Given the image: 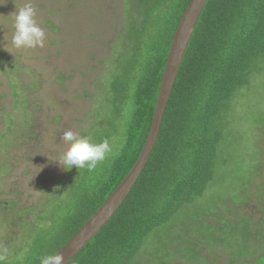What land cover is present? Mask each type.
I'll return each instance as SVG.
<instances>
[{"label": "trees", "instance_id": "obj_1", "mask_svg": "<svg viewBox=\"0 0 264 264\" xmlns=\"http://www.w3.org/2000/svg\"><path fill=\"white\" fill-rule=\"evenodd\" d=\"M123 1L122 29L125 28L126 35L108 60L107 74L98 82L100 94L97 96L99 107L107 100L112 104L121 124L116 127L125 133L117 142V154L101 165L102 171L97 175L82 177L65 210L54 214L53 221H46L44 217L48 215V205L58 199L56 195L55 200L35 211L39 219L14 220L15 230L11 235L15 246L10 245L9 252L17 255L16 248L29 245V249L13 264H41L42 257L58 254L123 182L142 153L172 41L191 0ZM262 57L264 0H209L141 177L114 217L69 264H140L137 263L142 261L139 256L149 247L146 238L165 226L185 204L197 202L216 178L218 165L228 163L229 155L224 150L229 142L223 138L227 115L235 100L251 89L253 76L258 74L259 67L262 69ZM15 94L18 95L17 91ZM16 134L21 135L19 131ZM103 140L109 141L105 137L97 143ZM67 174L69 170L61 178L63 192ZM1 196L4 198L0 197V207L7 209L9 218H27L36 208L15 210L18 192L12 198ZM241 200L247 201H237ZM226 204L213 202V207ZM213 210L202 218L210 219L211 213H215ZM241 224L248 231L241 236L244 241L238 255L244 254L249 239L261 240L254 247L263 251L264 215L259 221L242 218L238 224L233 223L234 226ZM40 226L43 231L36 232ZM189 232L196 236L204 233L199 228ZM199 238L204 242L203 236ZM254 247L249 255L255 251ZM2 249L1 246L0 254ZM9 252L0 264H12L10 260L17 258ZM159 255L150 249L143 259H157ZM261 260L264 264V258Z\"/></svg>", "mask_w": 264, "mask_h": 264}, {"label": "rangeland", "instance_id": "obj_2", "mask_svg": "<svg viewBox=\"0 0 264 264\" xmlns=\"http://www.w3.org/2000/svg\"><path fill=\"white\" fill-rule=\"evenodd\" d=\"M0 3V197L12 198L18 192L15 210L36 207L27 218H9L7 209L0 207V248L9 252L10 245L15 246L11 235L14 220L39 219L35 211L55 200L56 195L58 199L48 205V215L44 217L53 221L54 214L65 210L82 177L97 175L101 165L117 154V142L125 133L116 127L121 124L112 104L107 100L98 106V82L104 80L108 60L116 46L123 44L126 32L122 29L123 0ZM29 3L35 8L37 25L45 32L44 44L16 48L12 43L15 15ZM261 66L253 76L251 89L235 100L227 115L223 138L229 142L224 150L229 155L228 163L218 165L216 178L197 202L185 204L165 226L146 238L149 247L137 263L261 264L264 250L254 247L261 240H246L244 254L238 255L244 241L241 236L248 230L243 224L233 225L242 218L259 221L264 215V57ZM19 120L21 123H16ZM68 129L89 137L93 143L107 137L111 151L93 171L75 166L69 170L63 192L61 178L67 171L53 160L68 147L61 139ZM220 201L227 204L214 208L213 202ZM209 210L215 213L206 219L207 226L202 216ZM195 228L204 233L196 236L189 232ZM42 231L40 226L36 232ZM252 246L255 251L249 255ZM28 249L29 245L16 248L17 255L9 252L17 256L10 262L23 258ZM150 249L160 255L145 261L143 257Z\"/></svg>", "mask_w": 264, "mask_h": 264}, {"label": "water", "instance_id": "obj_3", "mask_svg": "<svg viewBox=\"0 0 264 264\" xmlns=\"http://www.w3.org/2000/svg\"><path fill=\"white\" fill-rule=\"evenodd\" d=\"M209 0H191L185 11L169 51L162 79L159 98L142 153L130 173L123 182L95 212L89 221L74 235L59 253L64 256L65 264H69L84 248L102 231L125 203L139 178L141 177L161 132L164 116L169 105L181 66L195 33L199 20Z\"/></svg>", "mask_w": 264, "mask_h": 264}, {"label": "clouds", "instance_id": "obj_4", "mask_svg": "<svg viewBox=\"0 0 264 264\" xmlns=\"http://www.w3.org/2000/svg\"><path fill=\"white\" fill-rule=\"evenodd\" d=\"M34 16L35 8L31 3L19 9L15 15L12 43L16 48L43 46L45 32L37 25ZM61 139L68 144V147L53 161L65 171L71 170L74 166L78 170L86 168L88 171H93L111 151L107 140L93 143L89 137L79 136L70 129L63 132ZM6 255L7 249H4L0 254V260H3ZM41 264H65L64 256L61 253L44 256L41 258Z\"/></svg>", "mask_w": 264, "mask_h": 264}]
</instances>
